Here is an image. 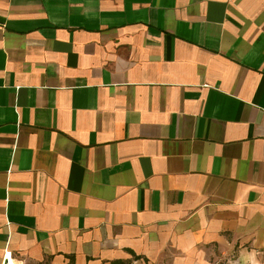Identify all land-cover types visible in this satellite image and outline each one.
<instances>
[{
  "label": "crops",
  "instance_id": "obj_1",
  "mask_svg": "<svg viewBox=\"0 0 264 264\" xmlns=\"http://www.w3.org/2000/svg\"><path fill=\"white\" fill-rule=\"evenodd\" d=\"M264 264V0H0V264Z\"/></svg>",
  "mask_w": 264,
  "mask_h": 264
},
{
  "label": "built area",
  "instance_id": "obj_2",
  "mask_svg": "<svg viewBox=\"0 0 264 264\" xmlns=\"http://www.w3.org/2000/svg\"><path fill=\"white\" fill-rule=\"evenodd\" d=\"M2 264H19V263L15 261V259L12 256V253L6 250L3 256Z\"/></svg>",
  "mask_w": 264,
  "mask_h": 264
}]
</instances>
